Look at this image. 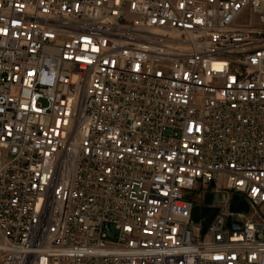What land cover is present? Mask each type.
Returning <instances> with one entry per match:
<instances>
[{"label":"built area","instance_id":"2783aa9c","mask_svg":"<svg viewBox=\"0 0 264 264\" xmlns=\"http://www.w3.org/2000/svg\"><path fill=\"white\" fill-rule=\"evenodd\" d=\"M0 264H264V0H0Z\"/></svg>","mask_w":264,"mask_h":264},{"label":"water","instance_id":"95a60500","mask_svg":"<svg viewBox=\"0 0 264 264\" xmlns=\"http://www.w3.org/2000/svg\"><path fill=\"white\" fill-rule=\"evenodd\" d=\"M205 206L203 208L196 207L193 214L194 221H198L201 218L202 222V232L205 233L207 228L210 226L216 215L219 213V208L216 206H212L213 203V196L212 194L208 193L205 196ZM249 210L248 203L243 200L242 202L238 204H234L232 202L230 204V211L231 212H240V213H246ZM233 217L228 218V227L233 229H239L241 227V222L233 220Z\"/></svg>","mask_w":264,"mask_h":264}]
</instances>
